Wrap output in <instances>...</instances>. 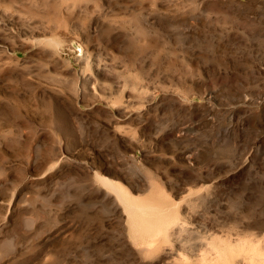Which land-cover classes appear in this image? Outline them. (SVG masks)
<instances>
[{
  "label": "rangeland",
  "instance_id": "rangeland-1",
  "mask_svg": "<svg viewBox=\"0 0 264 264\" xmlns=\"http://www.w3.org/2000/svg\"><path fill=\"white\" fill-rule=\"evenodd\" d=\"M0 264H264V0H0Z\"/></svg>",
  "mask_w": 264,
  "mask_h": 264
},
{
  "label": "bare ground",
  "instance_id": "bare-ground-1",
  "mask_svg": "<svg viewBox=\"0 0 264 264\" xmlns=\"http://www.w3.org/2000/svg\"><path fill=\"white\" fill-rule=\"evenodd\" d=\"M101 181L105 184V185H109V186H112V188L114 187V189H116L115 188V186L112 184V182L110 181V180H108V179H105V178H101ZM117 195H118V197L121 199V201L123 202V204L125 205V207H127V209L129 210H134L135 208H137V207H135V203H132L131 201H129L128 199H124V197L123 196H121V193H120V190L117 192ZM123 197V198H122ZM130 212V211H129ZM174 221V220H173ZM146 225H147V227L149 228V229H152V228H156L157 227V229L159 230L160 228H164L163 226H162V223H160L159 224V222L158 223H154V222H147L146 223Z\"/></svg>",
  "mask_w": 264,
  "mask_h": 264
}]
</instances>
